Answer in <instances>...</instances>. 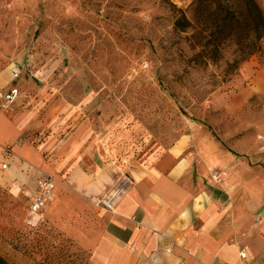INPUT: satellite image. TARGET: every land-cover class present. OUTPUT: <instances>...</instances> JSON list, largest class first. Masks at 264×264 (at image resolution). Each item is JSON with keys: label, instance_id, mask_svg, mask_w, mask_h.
Returning a JSON list of instances; mask_svg holds the SVG:
<instances>
[{"label": "crops", "instance_id": "obj_1", "mask_svg": "<svg viewBox=\"0 0 264 264\" xmlns=\"http://www.w3.org/2000/svg\"><path fill=\"white\" fill-rule=\"evenodd\" d=\"M15 68L23 71L0 54V91H20L7 107L0 99L1 235L27 223L51 177L39 225L86 264H264V69L245 65L213 93L211 104L234 119L220 141L196 125L144 152L138 129L96 117L66 73L13 80ZM123 175L132 184L115 209L97 206Z\"/></svg>", "mask_w": 264, "mask_h": 264}, {"label": "rangeland", "instance_id": "obj_2", "mask_svg": "<svg viewBox=\"0 0 264 264\" xmlns=\"http://www.w3.org/2000/svg\"><path fill=\"white\" fill-rule=\"evenodd\" d=\"M0 54L23 66L21 78L66 73L96 117L138 129L144 152L196 125L220 141L234 119L211 97L245 65L264 69V0H0ZM0 256L88 260L54 229L27 223L0 234Z\"/></svg>", "mask_w": 264, "mask_h": 264}, {"label": "built area", "instance_id": "obj_3", "mask_svg": "<svg viewBox=\"0 0 264 264\" xmlns=\"http://www.w3.org/2000/svg\"><path fill=\"white\" fill-rule=\"evenodd\" d=\"M21 75V69L15 68L12 70V78L16 80ZM20 91L16 87L0 91V99L7 105H11L18 98ZM132 180L129 176H121L115 186L103 196L97 197L95 203L97 206L113 211L119 199L127 192L131 186ZM56 181L51 177H44L39 183V189L33 198V201L29 207V214L27 216V224L31 227L39 225V215L42 210L51 202L55 195ZM242 258L247 257L246 253H242Z\"/></svg>", "mask_w": 264, "mask_h": 264}, {"label": "trees", "instance_id": "obj_4", "mask_svg": "<svg viewBox=\"0 0 264 264\" xmlns=\"http://www.w3.org/2000/svg\"><path fill=\"white\" fill-rule=\"evenodd\" d=\"M29 226V225H28ZM39 226H41V225H39ZM39 226H37V227H39ZM30 227V229H33L34 227H31V226H29ZM23 227H21V229H22ZM21 229H19V230H21ZM19 230L14 234V236H16L17 235V233L19 232ZM13 236V237H14ZM0 264H10L6 259H4L2 256H0Z\"/></svg>", "mask_w": 264, "mask_h": 264}]
</instances>
